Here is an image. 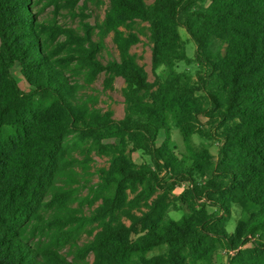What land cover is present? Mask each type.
Instances as JSON below:
<instances>
[{
    "label": "trees",
    "instance_id": "16d2710c",
    "mask_svg": "<svg viewBox=\"0 0 264 264\" xmlns=\"http://www.w3.org/2000/svg\"><path fill=\"white\" fill-rule=\"evenodd\" d=\"M197 2L108 0L103 26L119 60L88 54L85 62L110 74L106 86L124 80V117L116 120L77 96L52 63L31 0H0V264H212L218 245L234 251L227 264H264V0ZM137 23L147 33H135ZM180 29L196 46L194 75L173 70L191 62ZM139 34L152 44L153 69H167L161 80L149 81L130 52ZM16 66L28 91L10 73ZM170 120L183 153L171 148ZM195 135L218 143L216 157L195 146ZM91 151L110 159L98 171V230L76 245L92 261H68L32 237L76 218L58 197L78 182V167L88 173ZM182 183L191 185L185 212L173 221L158 192ZM200 200L222 211L237 204L248 219L227 233L216 214L197 210ZM161 246L167 250L147 256Z\"/></svg>",
    "mask_w": 264,
    "mask_h": 264
},
{
    "label": "rangeland",
    "instance_id": "374dc122",
    "mask_svg": "<svg viewBox=\"0 0 264 264\" xmlns=\"http://www.w3.org/2000/svg\"><path fill=\"white\" fill-rule=\"evenodd\" d=\"M197 3L207 6L209 0H198ZM27 7L34 17V25L38 29L41 46L47 50L52 63L64 74L68 82L75 86L77 96L100 114L108 113L113 119H123L122 89L125 86L124 80L116 76L110 85L106 86V79L110 74L90 68L85 62L88 54L103 64L119 60L112 41V34L106 33L103 26L108 0H31V4ZM146 26L145 23H137L134 25V32L138 33L139 30L141 33H147ZM179 32L191 62L190 64L175 63L173 70L194 75L197 69V64L194 61L196 46L184 29H180ZM130 52L135 55L138 64L146 71L149 81L153 82L163 78L167 69L162 66L153 69L152 44L146 34H139V41L131 47ZM10 73L17 80L20 88L24 92L28 91V86L20 75L18 67H14ZM170 126L171 148L177 153H183V143L173 120H170ZM165 136V132H159L158 144L164 140ZM71 138L70 136L69 139ZM193 142L195 146L208 147L210 154L216 157L217 142L208 141L197 135L193 137ZM94 151H91L87 157L88 173L82 172L78 167V182L73 184L70 189L65 188V192L58 197L60 201L69 202V205L74 209L73 214L76 218L59 228L55 225L46 228L39 227L37 234L32 237V240L40 245L56 248L68 261L77 259V257L92 261V254H83L76 245L81 247L88 244L98 230V223L94 220L95 209L101 202L98 193V171L108 169L110 159L100 157ZM78 158L82 160L83 156ZM132 160L137 166L143 163V159L137 152L132 153ZM190 186L189 183H182L174 188L171 186L166 194L163 188H159L160 192L158 193L163 195L170 206L166 212L167 218L173 221L181 219L185 212L184 207H181V201ZM153 195L155 197V194ZM42 201L43 207L49 213V209L53 208L55 203L50 199V196ZM203 208L207 214L217 215V220L221 221L220 225L227 233H234L237 225L248 219L247 212L237 204H231L227 210L222 211L203 203V200L198 201L197 210H203ZM246 245L249 246L250 243ZM166 250V246H161L148 253L147 256L158 255ZM233 254L234 251L218 245L211 263L227 264ZM189 264L199 263L189 262Z\"/></svg>",
    "mask_w": 264,
    "mask_h": 264
}]
</instances>
